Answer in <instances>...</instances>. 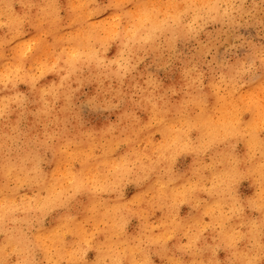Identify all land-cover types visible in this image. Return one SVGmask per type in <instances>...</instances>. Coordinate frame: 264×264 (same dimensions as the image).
<instances>
[{
    "label": "clouds",
    "instance_id": "9594fccd",
    "mask_svg": "<svg viewBox=\"0 0 264 264\" xmlns=\"http://www.w3.org/2000/svg\"><path fill=\"white\" fill-rule=\"evenodd\" d=\"M0 264H264V0H0Z\"/></svg>",
    "mask_w": 264,
    "mask_h": 264
}]
</instances>
